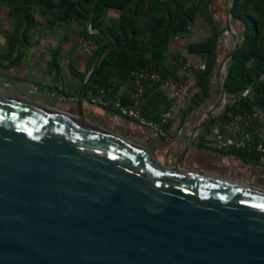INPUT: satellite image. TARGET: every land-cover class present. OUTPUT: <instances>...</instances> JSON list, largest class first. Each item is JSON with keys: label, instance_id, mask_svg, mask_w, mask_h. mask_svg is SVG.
I'll return each mask as SVG.
<instances>
[{"label": "water", "instance_id": "obj_1", "mask_svg": "<svg viewBox=\"0 0 264 264\" xmlns=\"http://www.w3.org/2000/svg\"><path fill=\"white\" fill-rule=\"evenodd\" d=\"M224 12L234 43L203 121L238 42ZM75 104L0 92V264H264L263 188L185 169L188 142L166 166Z\"/></svg>", "mask_w": 264, "mask_h": 264}, {"label": "trees", "instance_id": "obj_2", "mask_svg": "<svg viewBox=\"0 0 264 264\" xmlns=\"http://www.w3.org/2000/svg\"><path fill=\"white\" fill-rule=\"evenodd\" d=\"M215 1L198 0L211 33L186 46L188 52L204 59L202 70L195 71L197 90L189 97L187 109L205 104L213 94L215 69L223 51L230 50L218 46L225 29L213 19L217 13L210 6ZM0 4L8 7L13 20L7 38L8 63L17 60L28 45L27 32L34 24L33 9L45 16L47 22L72 20L85 25L80 36L91 38L96 45L86 88L95 91L112 86L111 76L129 77V70L137 66L150 65L166 76L162 61L168 40L178 32L187 31L197 12L190 0H0ZM109 7L118 9L119 14L117 19L104 22L101 15ZM228 9L230 23L239 26L237 47L225 63L223 107L205 123L223 122L254 107L264 112V0H230ZM51 60L55 63L54 54ZM146 90L157 92L162 101L163 97L157 84L143 82L141 112L156 119L160 112L146 111ZM162 103L165 110L168 101Z\"/></svg>", "mask_w": 264, "mask_h": 264}, {"label": "crops", "instance_id": "obj_3", "mask_svg": "<svg viewBox=\"0 0 264 264\" xmlns=\"http://www.w3.org/2000/svg\"><path fill=\"white\" fill-rule=\"evenodd\" d=\"M222 6H224L222 0H216L214 4H211L210 10L217 13L214 15V21H218L222 12V15H225V9ZM118 14V9L109 7L104 9L101 18L107 22L117 19ZM201 16L199 13H195L187 31L178 32L169 38L162 61L165 66V75L170 77L181 76L186 83L190 96L197 90L195 71L183 72L180 66L185 60L204 63V59L199 54L186 50L187 44L201 41L210 36L211 29L206 16L204 14ZM45 21L47 22L46 18L43 22ZM49 23L68 24V27L65 25L64 39H52L53 32L48 33L47 29H44L42 35L38 37V30L34 27L36 25L34 18V24L27 32L28 45L17 60L8 63L9 57L6 55L8 48L1 45L0 82H7L13 88L22 87L26 89L36 85L40 95L52 88L67 96L79 98L82 103V110L86 116H89L90 120L133 143L143 146L166 166L173 164L177 154L188 142L183 159L185 169L264 189V165H259L253 154L231 147L210 149L204 145L209 130L214 125L219 124L220 121L214 120L212 123H205L206 121H203L205 110H202L204 107L202 105L187 109L190 96L180 101L179 108L165 123V130L168 135L166 140L157 137L151 130L138 125L135 121L120 116L108 107L101 108L90 104L88 99L96 91L87 89L86 81L91 70L93 54L80 49L74 43L75 39L70 37L71 33L82 31L86 26L72 20ZM48 54L55 56L53 67L48 63L50 60ZM109 82L112 86L103 89L104 96L109 99L119 98L123 102H128L132 90L131 79L129 77L118 79L116 76H111ZM159 89V95H162L163 101H168L167 91H163L160 87ZM156 94L158 93L153 90H146L144 101L146 111L149 113H161L163 110L162 98ZM211 98H213L212 94L207 98V102H204L206 105H203H209ZM198 123L200 124L199 127L195 129L193 136L189 139ZM258 130L264 137V128L260 127Z\"/></svg>", "mask_w": 264, "mask_h": 264}, {"label": "built area", "instance_id": "obj_4", "mask_svg": "<svg viewBox=\"0 0 264 264\" xmlns=\"http://www.w3.org/2000/svg\"><path fill=\"white\" fill-rule=\"evenodd\" d=\"M75 43L80 49L90 53L96 49L95 43L89 37L79 35L75 38ZM202 68L203 63L187 60L182 62L180 66L183 72L200 71ZM128 76L132 81V90L128 102H123L119 98H106L103 89L99 88L88 99L89 103L101 108L108 107L120 116L135 121L138 125L151 130L157 137L166 140L168 135L165 130V123L179 108L180 101L190 96L185 81L181 76L170 77L161 75L150 65L134 67L129 70ZM145 81L157 84L163 91L168 93V106L156 119L145 117L140 109L143 82ZM35 92H37L36 85L28 88V93ZM245 92L246 90L240 92L239 96ZM46 95L53 97L55 93L49 90ZM232 101L234 99H231ZM260 127L264 128V112L253 108L248 113L235 114L226 121L211 127L204 145L210 149L231 147L241 150L245 153L253 154L256 162L259 165H264V137L258 130Z\"/></svg>", "mask_w": 264, "mask_h": 264}, {"label": "rangeland", "instance_id": "obj_5", "mask_svg": "<svg viewBox=\"0 0 264 264\" xmlns=\"http://www.w3.org/2000/svg\"><path fill=\"white\" fill-rule=\"evenodd\" d=\"M190 2H192L194 5H196V11H197L196 13H199L200 16L203 14L205 15V10H204V8H202L198 4V0H190ZM222 3H224V6H222V7H224V9L229 6L228 0H222ZM32 14H33V17L35 18L36 25L34 27H36V29L38 30V32H37L38 37L42 35V32L44 31V29H47L48 33L53 32L52 33L53 34L52 39H57V40L64 39V31L66 30L65 25L68 27V24H65V23H56L55 24V23H49L46 21L43 22L45 19V16H43L41 13H39L37 9H33ZM222 14H223V12L220 14V17L218 19V24H220L221 28L225 29V26H224L225 15L223 16ZM12 22H13V20H12L11 15L9 14L8 7L0 4V47H2L3 45L7 47V38H8V36L12 30ZM232 29H233V31H235L237 33V31L239 30V26L238 25H232ZM81 32L82 31L73 32V34L71 33L70 34L71 39H75L77 37V35H81ZM47 37H49V35H47ZM233 43H234L233 37L230 36L228 31H226V29H225L220 34V42L218 45L219 48L220 49H228V47H229L231 49ZM226 53L223 51V53L221 55V59L226 55ZM48 56L50 57V60L48 63L53 67V65L55 64L51 60L53 54H51V55L48 54ZM4 61H5V59H4ZM224 67H225V65H224ZM213 84H214V89H213L214 92L212 94V96H213L212 100L213 101H211V103L216 100L220 81L215 80V77H214ZM49 90H52L55 93V96L51 97L49 95H46L47 91H49ZM0 92L13 93L15 95H19L21 97L29 98L31 100L45 104V105L50 106V107H55L57 109H60V110H63V111H66V112H69L72 114L75 113V108H76L75 103H76L77 99L74 96H67V95H65L59 91H56L52 88L46 90L44 92V94L40 95L38 93V91L35 93H28V88H26V89L22 88V87L21 88H15V87L13 88V87L9 86V84L7 82H0ZM59 95H60V98H59ZM205 105H202V106H204L202 110L207 109L208 105L207 106H205ZM215 113H217V112H215Z\"/></svg>", "mask_w": 264, "mask_h": 264}, {"label": "bare ground", "instance_id": "obj_6", "mask_svg": "<svg viewBox=\"0 0 264 264\" xmlns=\"http://www.w3.org/2000/svg\"><path fill=\"white\" fill-rule=\"evenodd\" d=\"M23 98H25V97H23ZM29 99V98H28Z\"/></svg>", "mask_w": 264, "mask_h": 264}]
</instances>
